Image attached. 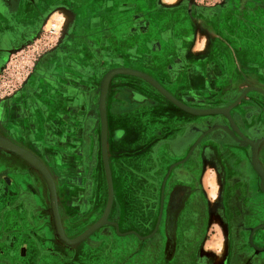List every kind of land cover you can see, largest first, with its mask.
Instances as JSON below:
<instances>
[{
  "label": "rangeland",
  "instance_id": "rangeland-1",
  "mask_svg": "<svg viewBox=\"0 0 264 264\" xmlns=\"http://www.w3.org/2000/svg\"><path fill=\"white\" fill-rule=\"evenodd\" d=\"M196 1L200 5L214 4L216 8L230 6L234 10L230 31H225L221 27L215 31L200 32L196 41L199 45H195L194 48L187 46L184 48L185 61L191 59L193 49H195L194 54L201 56L195 64L199 69V75L203 76L199 86L201 93H206L201 100L208 103L206 97H210L207 93L209 90L213 88L218 90L223 83L230 85L233 81L236 83L235 86L242 87V90L234 97L231 105L247 103L249 118L259 119L264 125V0ZM12 3L14 7V2ZM2 24L0 21V27L3 26ZM242 33L244 38L241 37ZM52 36L54 34L43 30L34 38L26 39L24 54L19 56L18 61L16 56H13L7 63L0 64V131L1 127L7 131L15 129L9 121L13 118L12 111L7 110V104L12 99L11 90L28 84L31 79L27 78H31L32 72H35L34 62L38 54L53 42ZM5 39V35L1 34L0 41ZM12 39L15 37L13 36ZM225 39L231 45L218 48L231 55L233 60L236 61L235 57L240 52L243 55L247 54V76L242 74L239 78L234 75V73L240 74L234 61L231 70L228 68L229 71L224 72L222 68L221 78L216 77L211 81L204 77V72L212 65L205 59L207 56L218 54V48L210 46L208 40L223 42ZM241 40L247 44L244 48L236 45ZM256 40L258 46L254 45ZM175 51L176 49L170 51V55L175 54ZM251 55H258L261 61L258 74L253 72ZM188 65L190 66V63L184 62V70L189 69ZM88 67L91 65L89 64ZM76 70L77 72L73 71L71 74L78 80H70L68 82L70 87L66 88V91L73 96L70 99L71 106L67 103L68 96L56 94L51 96L52 101L57 102L52 108L53 112H39L37 120L32 119L31 112H26L30 114L29 117H24L25 121L40 137V141L33 146L23 143L27 148L13 143L26 151L27 155H24L26 159L6 144L0 143V164L2 163L0 264H188L192 254L181 252V242L175 233V219L166 224L162 230L159 223L161 208L154 204V200L160 199L163 195L161 188L165 184L167 175L162 177L156 173L149 174V167L144 168L142 164L136 174L131 173V156H141L143 159L142 156L147 148L146 138L156 130L147 122L149 104L145 103L133 111L132 108H126L127 106L112 108L114 94L112 76L106 84L103 105V112L107 117L105 148L112 186V200L105 222L72 245L64 243L56 236L48 182L28 155L31 154L40 160L51 176L61 225L67 238L78 236L102 218L109 196L101 148L99 110L101 83L99 81L96 84L93 76H86L83 72L78 73L80 68ZM36 72L41 74L42 71L37 69ZM44 77L38 79L41 85L47 80ZM132 82L140 84L141 87L136 86L140 89H144L146 84L153 87L145 78L136 75ZM60 84V81L52 80L49 87L57 93L59 90H55V87ZM119 97L123 98V96ZM162 97L164 101L169 102L163 94ZM216 98L221 105L226 103L221 100L222 94L216 95ZM255 98L259 100L257 105ZM119 104L126 103L122 101ZM130 111L133 114L130 116H133L131 118L137 131L136 135L127 124L122 122L123 117L128 116L125 114H129ZM0 137L4 138L1 135ZM6 137L5 139H10L9 136ZM30 147H34V150ZM6 152L22 159L23 167L27 166L29 168L27 172L31 175L20 174L12 161L8 160L6 164L7 161H4L3 156ZM31 179L37 183L35 190H22L24 193L27 192V200L30 198L32 204V207L26 211L21 207L19 198L22 191L19 193L17 186L29 187ZM254 229L251 231L253 232ZM211 234L213 229H209L205 234L203 242L206 247L197 257L196 263L203 264L213 259L217 263L225 262L227 246L224 233L217 230L216 237L211 238L209 242ZM208 250L216 251L208 257L210 252ZM81 254L85 256L81 257Z\"/></svg>",
  "mask_w": 264,
  "mask_h": 264
},
{
  "label": "crops",
  "instance_id": "crops-1",
  "mask_svg": "<svg viewBox=\"0 0 264 264\" xmlns=\"http://www.w3.org/2000/svg\"><path fill=\"white\" fill-rule=\"evenodd\" d=\"M4 2L6 7L12 9L5 8L1 12L3 15L0 13V21L3 23V26L0 27V35L4 34L6 38L0 41V64L7 63L13 56H16L18 61L19 56L24 54L23 47L27 43L26 39L34 38L43 30L54 34L53 42L43 49L35 60L43 66L41 74L34 75L33 73V76L28 78L31 80L28 81L25 91L18 88L13 93L16 104L10 109L11 117L13 115L11 119L20 120L19 123H21L24 132L30 134L35 130L25 121L24 117H29L30 114L26 112H31L32 119L37 120L38 109L49 110L50 108L47 107L49 104H57L51 98L56 94L68 96L67 103L71 106L70 99L73 96L66 91V88L70 87L68 82L74 79L71 72L76 68H80L81 73H85L86 76H93L96 79V84L101 82L106 72L114 68L141 71L151 76L160 85L162 84L161 86L166 91L176 95L175 97H178L180 101L184 102L183 104L189 107L188 105L191 104L194 97L192 94L186 93L185 89H191L200 94V79H203V76L199 75V69L195 67L199 61V55L194 54L195 49L191 50L193 54L191 59L185 61L184 48L185 46L194 48L195 45H199L196 41L199 39L200 32L215 31L221 27L225 31H230L234 11L230 6L216 8L214 4L204 5L205 9H201L202 7L196 0H17L14 7H12V1L4 0ZM13 36L15 39H12ZM241 37L244 38L243 33ZM208 44L223 48L226 45H231L226 39L223 42L208 40ZM236 45L244 48L247 44L241 40ZM254 45L258 46L257 40ZM175 49L176 53L170 55L169 52ZM221 52L227 58L215 60V63L204 72V77L211 81L216 79L220 71L217 61L223 62L225 72L229 71L228 68L231 70L232 63L235 61L228 53H224L223 50ZM235 59V65L240 74L234 73V75L239 78L242 74L247 76V54L243 55L240 52ZM250 60L253 62V72L258 74L261 68L258 55H251ZM184 62L190 63V66L187 67L189 69L184 70ZM89 64L91 67H88ZM93 67H95V71H93ZM39 76L47 78L44 85H41L40 81L38 83ZM134 77L133 74L122 72L115 73L111 77V81L114 83L113 88L118 85L125 88H123L125 103L129 97L130 89L150 97L154 93L162 95L159 92H154V87L148 84L144 89L137 88L136 86L141 87V85L132 82ZM52 80L61 82L58 87H55V90H59L57 93L52 91V87H49ZM213 84L216 86L215 82ZM235 84L233 81L230 82V86ZM125 115L128 116L123 117L122 122L127 124L136 135L137 131L131 118L133 116H130L133 114L130 111ZM218 117L221 119L220 125L227 128L223 116L219 115ZM147 118L149 125L156 128L155 132L159 137V140L151 142V146L153 143L159 142V147L152 156L143 154V159L141 156H131L130 167L133 175L137 173V169L141 168V164L144 168L149 167V170L158 175L163 174L166 170V175L170 179L167 183L172 187L166 189V193L169 192L168 197L162 196L159 199L161 229L164 230L166 224L173 220L171 213L176 211L175 233L178 240L188 237L194 242L193 230L196 228L193 219L197 218V220L207 223V232L210 229L209 224H212L213 234L209 237V242L211 238L216 237L217 230H219L225 234L226 243L227 229L220 227L216 214L212 213L217 185L215 168H218L219 159L224 153L226 158L233 154L238 156L241 162L245 160L248 156V148L242 143L241 136H236L239 138V143L234 142L232 135L229 140L225 138L219 140L206 136V129L204 135H200L195 142L190 144L189 141L193 138L195 131H200L197 129L196 123L199 125L204 122L205 115L186 111L170 100L148 105ZM187 122L191 123V128L186 133ZM233 127L237 128L236 125ZM197 147L198 151L200 150L202 153L200 156L195 154ZM149 149H151L150 146ZM201 159L205 165L203 172L202 169H199ZM234 159L235 157L231 156L229 161L233 164L229 163L221 171L222 175L227 177L231 183L232 180L239 182L237 185L230 184L231 186L228 188V181L225 180L222 203L226 209L224 221L232 223L239 214H246V218L242 221L247 230L255 228L251 237L254 239L256 247L254 249L243 248L244 250L233 249L231 255L239 257V259L234 257L233 262L217 263L216 260H213L206 264H249L241 261V254H254L257 258L260 257L264 260V247L260 250L257 248V244L264 243V228L260 230L261 223L264 221V207H258L253 202L246 204L249 199L256 202L264 200L262 178L260 182L256 170L251 167L249 162L235 166ZM179 168H181L180 171H178ZM181 171L189 176V180L186 182L187 186L184 179L177 178ZM200 180L202 194H206L205 197L201 194L199 198V195L195 197L193 194L191 198L179 199L184 191L193 192V187ZM180 182H184V184L179 185ZM248 186L251 188L249 189ZM163 189L161 188L162 191ZM249 190H251V194ZM164 197L167 198V201L163 203ZM179 204L181 205L180 216L177 214ZM204 208H207V219L204 218L206 215H204ZM205 229L202 226L198 231ZM190 230L192 231L191 235L185 236L184 234L187 235L188 231L189 234ZM235 237L243 238L241 234L237 236L234 234L230 241ZM228 243H226L227 247L230 246ZM233 243L235 244L233 241L231 246ZM205 247L206 244L203 241L201 244L199 243V247L198 245L194 247L188 264H199L196 263V259ZM228 253L230 254V251H227V256ZM84 256L85 254H81V257ZM259 259L258 262H250V264H264V261L259 262Z\"/></svg>",
  "mask_w": 264,
  "mask_h": 264
},
{
  "label": "flooded vegetation",
  "instance_id": "flooded-vegetation-1",
  "mask_svg": "<svg viewBox=\"0 0 264 264\" xmlns=\"http://www.w3.org/2000/svg\"><path fill=\"white\" fill-rule=\"evenodd\" d=\"M10 1L14 2V4H15L17 0H10ZM5 5H6V3L4 2V0H0V12H3L5 10V8H7V9L9 8V7H6ZM200 6L202 7L201 9H203V8L205 9V7H206V6L204 7V5H200ZM213 47L218 48L217 45L216 46L214 45ZM221 51L222 50L218 48L217 49L218 54H214L212 56H207L205 61L211 62L213 65L215 63V60H223V58H227L226 56L221 54ZM199 57H201V56H199ZM73 62H75V61H73ZM217 63H218V66L220 68V71L218 72L219 74H218L217 78H221L220 77V74L222 71L221 69L224 67V64L222 61L221 62L217 61ZM34 68H35V72L33 71L32 73H34V75H36L37 74L36 70L40 69L42 71L43 66L39 61H35L34 62ZM76 69H74L75 72H77ZM72 73H73V71H72ZM78 73H81V71L79 70ZM225 83H223V85L219 87L220 89L216 90L215 88H213V90H209L207 92L208 94H210V97H206L208 100V103H205L201 100L203 98V96L205 97V95H203V94H206L205 92L199 94L195 91L193 92V90H191V89H185L186 93L188 92L189 94H192L194 97L191 104L188 105L189 108H191L193 110H211V109L219 110L216 112H209V113L204 114L205 118H206L205 121L201 122L199 125L196 123V126L198 127L197 129H199L200 131H195L193 138L189 141V143L192 144L193 142H195V140H197V138L200 135H204L203 133L205 132L204 130H206V129H207V131L205 133L206 136L217 138L219 140H224L223 138H225L226 140H229L231 135H232V139L234 140V142L239 143V141H238L239 138L238 137L236 138V136H241L240 138L242 140V143H244L246 145V147L248 148V156L245 158V160H243V162H249L251 167L254 170H256V172L258 174V180H260V182H261V178H262V183H263L262 186L264 189V129H263L264 125H263V123H260L259 119L252 120L251 117L249 118V112L247 110V103L236 104L235 106L231 105L235 99L234 97L241 93L242 87H240V86L236 87L235 85L230 86V85H227V83H226V85H224ZM18 88H22L23 91H25V88H27V84H23L22 86L16 87V88L11 90L10 98H12V99H10V103L8 102V104H7V108H8L7 110H10L11 107L16 104V102H14L13 93ZM123 88L124 87H121L119 85L114 86V88H113L114 94L112 97V99H113L112 100V108L113 107H119V106H121V107L127 106L126 108H128V109L132 108L131 111H133V110H136L137 107L139 108V106L145 105V103H148L149 105H151V104H157V103L165 102L164 98L159 93H156V94H159L160 96L155 95V93H154V95H152V97H150L148 95L136 92L134 90L131 91V89H130V92L128 93L129 97L127 98L126 104H119L122 101H123V103H125V101H124V98H125L124 97V95H125L124 89L125 88L124 89ZM206 88H207V86H206ZM154 92H157V91L154 89ZM220 94L223 95V98L221 100L226 101V103L223 105H221L220 102L218 101V99L216 98V95H220ZM119 96H123V98L120 99ZM136 96H139V97H136ZM173 96L175 97L176 95H173ZM175 98L180 101V99L178 97H175ZM258 101L259 100L257 98H255L256 105H257V103H259ZM180 102H182V101H180ZM182 103H184V102H182ZM47 107H49L50 109L49 110H44L43 108L38 109V114H39V112H42V111L53 112L52 108L55 107V105L49 104ZM219 115L220 116L222 115L223 118L225 119L227 128L220 125L221 119H218ZM12 117H13V115H12ZM105 118H106V123H107V117H105ZM147 120H148V118H147ZM9 121L12 122L15 129L12 131H7L5 128L1 127L0 135L2 137L7 138L6 136H9L10 137L9 140L12 143H16L17 145H19L23 148H27L23 143H29V144H31V146H33L34 143H37L40 141V137L38 135H36L35 132H33L31 134L24 132V130L22 129V125H20L21 123H19L20 121H16V120H9ZM147 122L149 124V121H147ZM252 122H254V123L251 124ZM232 125L233 126L236 125L237 128L233 127ZM185 128H186L185 130L187 133V131L190 130V128H191V123L187 122V124L185 125ZM154 140H159V137L157 136V133L155 132V130H153L150 133V135L148 136V138H146L145 143H146L147 148H146L145 154H149L150 156H152L156 153L155 150L159 147L158 146L159 142L153 143L151 146V142ZM149 146L151 147V149H149ZM30 148H28V149H30ZM33 148H31V149H33ZM196 149H197V150H195L196 156H198V154L200 156L202 153L200 152V150L198 151V147ZM3 156H4V161H7L6 164L8 163V160L15 163V165L19 169L18 172L20 174H23V175L24 174L25 175L30 174L31 175L30 172H27V170H29V168L27 166L23 167L22 159H20L19 157H15V156H13V154H9L8 152L4 153ZM231 156L235 157V159L233 161L235 166L241 165V163H243V162H241V160L239 159L238 156L233 155V154H230V156H228L226 158L225 153H224V155L219 159L218 168H215L217 185H216V192L214 194L215 195V197H214L215 206L212 208V211H213L212 213L216 214V219L221 224L220 227L222 226L224 229H227L228 239H227L226 243H228L230 241V238L232 235L234 237V234L236 236L238 234H241V236L243 237L242 239L235 237L234 239H232L228 243V244H230V246L227 247L228 248L227 251H230V254L228 253L229 255L226 256V260H225L228 262H233L237 258L239 259L238 256L231 255V254H233L231 252L233 249L234 250H237V249L244 250L243 248L250 247V248L254 249L256 247L255 241L251 237V233H253V232L251 230H247L246 225H244L245 223L242 221V219L246 218V214H243V215L239 214L237 217H235V220L232 223L231 222L225 223V221H224V218H225L224 212L226 209H225L224 205H222V203H223V199H224L223 198V191L225 190L224 189L225 187H223V186H225V180L228 181V185H227L228 188H229V186L234 185V183L236 185H237V183H239V182H233L234 180H232V183H231L227 179V177L222 175V172H221L222 170H224V166L229 165V163H231V161H229V158ZM253 157H254V160H253ZM231 164H233V163H231ZM199 165H200L199 169H202V172H203L205 170V165H204V161L202 159H201V163ZM0 167H2V163L0 164ZM180 170H181V168L178 169V171H180ZM149 171H151V170H149ZM153 173H154V171L149 172V174H153ZM32 174H34V173L32 172ZM165 174H166V170L160 176L163 177ZM177 176H178L177 177L178 179H184L186 186L188 185V183H186L189 180V176L187 175V173H182V171H181L180 175H177ZM33 177H34V175H33ZM168 178H169V176H167L164 187H163L164 189H163V195L162 196H165V197L169 196L168 195L169 192L166 193L167 187H170V186L172 187V185H169L167 183V181L170 180ZM258 183H259V181H258ZM178 184L183 185L184 182H180ZM199 185H200L201 189H200V187H198ZM36 186H37V183L34 180L32 181V179H31L29 187L23 188V187L18 185L17 191H19V193L23 189H28V190L33 191V190H35ZM250 188L251 187H249V189ZM249 191L251 194V190H249ZM202 192L203 191H202L201 180H200V182L197 181L195 187H193V192L192 191H184L182 193V195L179 197V199L181 200V199L191 198L193 194L195 195V197H198V195H199V198H200V195L202 194ZM26 193L27 192L24 193L22 191L20 193L19 199L21 202V207H23L27 211L28 208L32 207V204H31L30 198H29V200H27ZM205 195L206 194H204L203 197H205ZM165 197L162 200L163 203L167 201L166 200L167 198H165ZM251 202H253L254 205L256 204L258 207H260V206L264 207V200L256 202V201H250V199H249L248 202L247 203L245 202V203L248 204ZM154 204H155V206H159L160 201L158 198H157V200H154ZM177 207H178V209H177L178 213L177 214H178V216H180L181 215V205L179 204ZM204 210H205V213H204V215H205L207 213V208H204ZM175 214H176V212H173V214L171 213V216L173 215V219H175V217H176ZM207 217H208V215L206 214L204 216V218L207 219ZM27 221H29V219ZM193 221H194V227L196 228L195 230H193V235H195V239H194V242L192 240H189L188 237L187 238L184 237V238L180 239L181 246H182L181 252H183V253L184 252L185 253H191V251L194 250V247H196L197 245L199 247V243L201 244V242L204 240L205 234L207 232V223L201 222L200 220H197V218L193 219ZM199 222H201V223L199 224ZM261 224L262 225L260 227V230H261V228L262 229L264 228V221ZM209 225H210V229H212V227H211L212 224H209ZM202 226H204V228H206V229L203 231L202 230L198 231V229ZM187 230H189V229H187ZM185 232H187V231H185ZM188 232H187V235L186 234H184V235L185 236L191 235L192 231L190 230L189 234H188ZM224 237H225V234H224ZM233 241L235 242V244L233 243L231 246V242H233ZM226 243H225V245H226ZM262 247H264V243L260 244V245L257 244V248L259 250ZM211 253L213 254V252L210 251V254ZM241 255H242L241 261L245 262V263H249V264H250V262L251 263L252 262L253 263L258 262V259L260 258V257L257 258L254 254H247V255L241 254ZM208 257H209V254H208ZM234 257H235V259H234ZM232 259H233V261H232ZM209 261H211V260H209ZM262 261H264V260L260 258L259 262H262Z\"/></svg>",
  "mask_w": 264,
  "mask_h": 264
},
{
  "label": "water",
  "instance_id": "water-1",
  "mask_svg": "<svg viewBox=\"0 0 264 264\" xmlns=\"http://www.w3.org/2000/svg\"><path fill=\"white\" fill-rule=\"evenodd\" d=\"M118 72L130 73V74L145 78L148 82L151 83V85L154 88H156L161 94H163L166 98H168V100H170L171 102H173L174 104H176L177 106H179L180 108H182L186 111L193 112V113H200V114L219 111L217 109L193 110V109L187 107L185 104H183L182 102L177 100L173 95H171L168 91H166L155 79H153L151 76H149V75H147L141 71L133 70V69H129V68H114V69H111L108 72H106L104 74L101 82H100L101 84H100V94H99V110H100V114H101V148H102V156H103V162H104L108 191H109L107 206H106L105 212L103 213L102 218H100L94 224L89 226L86 230H84L78 236H76L74 238H67L64 234V231H63V228L61 225L60 216L58 213L57 198H56L55 187H54L53 181H52L47 169L41 163V161L38 160L35 156H33L31 154L28 155L29 158L31 160H33V162H35L37 167L44 174V176L48 182L50 199H51L52 215H53V221H54L56 236L61 241H63L66 244H69V245H72V244L79 242L80 240L85 238L88 234H90V232H92L93 230H95L97 227H99L101 224H103L105 222V216L109 210V206H110V203L112 200L111 177H110L109 168H108V164H107V156H106V148H105V146H106V144H105L106 118H105V113L103 112V105H104V94H105V88H106L107 81L113 74L118 73ZM0 143L6 144L10 148H12L15 152L22 155L23 157H24V155H27L26 151L23 148L13 144L12 142H10L9 140H7L5 138L0 137ZM24 158L26 159V157H24ZM253 160H254V157H253Z\"/></svg>",
  "mask_w": 264,
  "mask_h": 264
}]
</instances>
